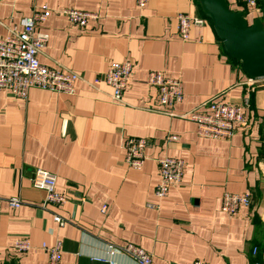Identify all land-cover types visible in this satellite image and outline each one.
Instances as JSON below:
<instances>
[{
    "label": "crops",
    "instance_id": "obj_1",
    "mask_svg": "<svg viewBox=\"0 0 264 264\" xmlns=\"http://www.w3.org/2000/svg\"><path fill=\"white\" fill-rule=\"evenodd\" d=\"M227 1L249 22L261 16L262 0L259 11ZM43 5L51 12L39 28L49 41L39 61L79 79L71 94L32 88L21 99L0 91V264H50L41 247L58 240L59 264H138L119 249L126 243L155 264H264V78L249 83L198 0H148L143 8L136 0H0V37ZM65 8L99 19L79 28L61 13ZM179 13L208 21L192 25L183 39ZM124 61L133 71L123 102L115 103L109 85L95 89L91 82ZM150 71L181 81L183 98L172 115L147 83ZM212 100L242 106L247 128L229 139L199 136L184 115ZM128 138L149 141L140 169L127 165ZM165 156L181 159L184 170L159 199ZM37 169L55 175L65 204L44 205L45 191L31 183ZM226 192L250 194L251 205L223 212ZM11 198L21 205L11 207ZM55 214L66 220L62 227ZM17 239H28L32 249L18 252Z\"/></svg>",
    "mask_w": 264,
    "mask_h": 264
},
{
    "label": "built area",
    "instance_id": "obj_2",
    "mask_svg": "<svg viewBox=\"0 0 264 264\" xmlns=\"http://www.w3.org/2000/svg\"><path fill=\"white\" fill-rule=\"evenodd\" d=\"M148 0H136L139 7L146 6ZM248 9L259 11L260 0H240ZM51 10L47 5L36 9L32 15L24 17L20 26H13L8 33L0 37V91L5 90L14 97L27 99L32 88L53 91L57 94H71L75 82L79 76L72 71L49 68L42 65L38 56L42 53L49 41V34L39 27L50 16ZM61 13L69 22L79 28H85L90 22L98 21L99 15L95 12L83 11L74 8L62 9ZM178 33L181 38L188 39L192 25H204L207 19L200 15H188L179 13ZM133 71L130 61L113 62L107 71L96 77L91 86L99 89L102 83L112 88L110 95L115 103H122L124 93L128 88ZM263 79V78H261ZM260 79L250 78L249 83ZM147 83L157 89L160 106L172 115L171 108L183 98V85L180 80L168 78L161 71H150ZM252 87V89H253ZM184 117L189 118L196 124L197 134L201 137L213 139H229L238 128L245 129L248 119L242 106L209 101L202 107L195 108ZM169 141L178 140L177 135H169ZM149 141L144 138H128L124 143L127 165L132 169H140L145 162V150ZM159 182L155 189V195L159 199L164 198L171 187L180 183L184 162L181 159L165 156L159 160ZM33 187L45 191L44 205H63L67 201L65 195L56 190V177L54 174L37 169L31 179ZM252 202L250 194L224 193L222 199V211L235 214L241 207H249ZM9 204L18 208L21 201L11 198ZM153 206V205H151ZM106 206L102 207V212ZM54 221L62 227L66 220L59 214L54 215ZM15 250L25 253L32 249L28 239H17L14 244ZM41 249L47 253L50 264H59L61 259L62 242L56 241L54 245H42ZM126 255L134 259L138 264H155L152 256L141 247L132 243H126L119 247ZM111 263V262H110ZM193 264H206L202 260H195Z\"/></svg>",
    "mask_w": 264,
    "mask_h": 264
},
{
    "label": "water",
    "instance_id": "obj_3",
    "mask_svg": "<svg viewBox=\"0 0 264 264\" xmlns=\"http://www.w3.org/2000/svg\"><path fill=\"white\" fill-rule=\"evenodd\" d=\"M225 52L254 79L264 78V0L261 16L252 22L246 11H233L227 0H198Z\"/></svg>",
    "mask_w": 264,
    "mask_h": 264
},
{
    "label": "trees",
    "instance_id": "obj_4",
    "mask_svg": "<svg viewBox=\"0 0 264 264\" xmlns=\"http://www.w3.org/2000/svg\"><path fill=\"white\" fill-rule=\"evenodd\" d=\"M261 1V0H260Z\"/></svg>",
    "mask_w": 264,
    "mask_h": 264
}]
</instances>
